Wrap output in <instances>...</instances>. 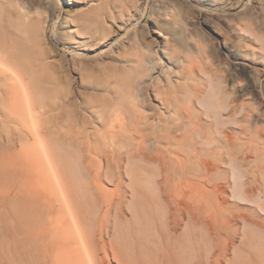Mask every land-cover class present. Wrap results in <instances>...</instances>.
Instances as JSON below:
<instances>
[{
  "label": "bare ground",
  "instance_id": "6f19581e",
  "mask_svg": "<svg viewBox=\"0 0 264 264\" xmlns=\"http://www.w3.org/2000/svg\"><path fill=\"white\" fill-rule=\"evenodd\" d=\"M199 1L217 10L214 0L179 3ZM255 1L251 7L237 1L235 12L264 30V0ZM145 4L129 0L114 8L123 16L125 7L131 12ZM54 9L49 0H0V175H40L37 192L24 196L23 231L29 234L31 208L43 212L35 232L45 263L103 264L101 254L109 251L118 258L124 238H106L113 227L121 236L128 205L130 264H264V129L257 126L264 75L254 73L262 102L241 101L242 84H230L208 64L204 46L185 56L140 16L113 37L106 26H94L88 34L105 43L91 56L76 52L77 62L116 73L102 86L101 106L86 109L85 131L76 130L66 125L68 95L48 97L36 77L34 51ZM73 22L85 31L79 19ZM250 32L242 38L257 44ZM221 43L235 48L225 36ZM249 50L240 48L264 61V48ZM194 61L203 67H191ZM84 142L85 156L79 150L74 158L71 150Z\"/></svg>",
  "mask_w": 264,
  "mask_h": 264
},
{
  "label": "rangeland",
  "instance_id": "374dc122",
  "mask_svg": "<svg viewBox=\"0 0 264 264\" xmlns=\"http://www.w3.org/2000/svg\"><path fill=\"white\" fill-rule=\"evenodd\" d=\"M128 1L71 0L72 4L68 5V3L49 0L55 9L53 14L47 17L44 40L35 49L33 59L36 64V77L40 85L46 89L47 96L60 99L68 95L66 125H75L76 130L85 131L86 109L94 103L101 106L106 99L102 86L108 76L116 73L112 67L104 72L91 66H80L77 62L76 52L91 56L99 52L98 47L105 43L99 34L91 38L88 34L90 28L106 26L113 37L122 33L120 30L125 27L134 28V20L139 16L143 25L156 29L161 41L169 43L185 56L190 55L199 44L204 46L207 63L213 64L223 74H227L230 84L236 80L242 84L236 95L239 100L257 99L262 102L261 91L255 81L254 73L259 72L260 76L264 75V61L258 55H251L252 52L241 53L240 48L248 45L251 49L249 51L261 52V48H264V30L258 29L257 22L250 21L249 15H244L242 11L235 12L237 1L240 5L245 2L214 0L217 10L210 11L208 10L210 5L202 1L190 5L180 4V0H146L145 6L142 5L141 8L131 12H129L131 9L125 7L124 15L120 16L114 5ZM255 3V0H251L245 4L251 7L255 6ZM67 8L70 11H67ZM259 10L264 15V3ZM68 12L72 19H68ZM104 13L112 15L110 21L102 16ZM75 18L79 19L80 25L85 24L83 33L77 31L78 28L73 22ZM240 24H245L247 28L244 26L243 30H237ZM252 30L255 31L257 44L242 38L243 36L250 39ZM221 36L227 37L235 48L227 51L222 46ZM145 54L146 52H143V55ZM120 56L123 55L116 54L115 58ZM102 59V62L111 63L112 66L120 63L108 57ZM201 64V61H194L190 66L199 69L203 67ZM257 124L260 129H264V111L258 112ZM250 144L253 146L252 143ZM79 150L85 156V142L81 148L74 147L71 150L74 158L78 159ZM26 164L33 166L38 163L26 161ZM40 179V175L35 172H25L19 176L0 175V264H46L43 259L44 246L38 242L35 232L44 220L43 212L31 208L29 234L25 235L23 231L24 196L37 192ZM106 188L112 190L113 186L106 185ZM128 200H131V196ZM127 211L128 205L119 222L121 236L116 234L113 227L109 238H106L107 241L118 240V237L124 238L122 241L126 248L125 252L122 250L118 258H115L110 251L102 253L103 264H130L131 258L126 256H131L133 250L134 231L133 219ZM113 225H115L114 221ZM121 258L126 259L125 263H120Z\"/></svg>",
  "mask_w": 264,
  "mask_h": 264
}]
</instances>
